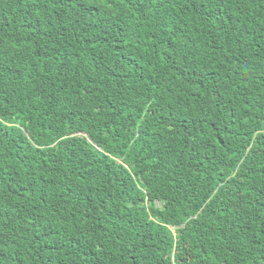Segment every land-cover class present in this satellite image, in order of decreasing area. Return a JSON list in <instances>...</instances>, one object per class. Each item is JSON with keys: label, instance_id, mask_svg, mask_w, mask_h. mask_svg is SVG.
Wrapping results in <instances>:
<instances>
[{"label": "trees", "instance_id": "1", "mask_svg": "<svg viewBox=\"0 0 264 264\" xmlns=\"http://www.w3.org/2000/svg\"><path fill=\"white\" fill-rule=\"evenodd\" d=\"M0 264H264V0H0Z\"/></svg>", "mask_w": 264, "mask_h": 264}]
</instances>
